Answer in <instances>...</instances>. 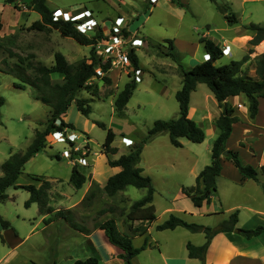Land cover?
<instances>
[{
	"label": "rangeland",
	"instance_id": "374dc122",
	"mask_svg": "<svg viewBox=\"0 0 264 264\" xmlns=\"http://www.w3.org/2000/svg\"><path fill=\"white\" fill-rule=\"evenodd\" d=\"M17 1L22 7L21 10L15 8L13 3L0 0L1 66L7 68L4 60H8L13 65L18 59L11 57L9 50L25 57L27 61L32 60L34 63L41 62L47 65L54 63L57 51L63 52L70 62L90 57L92 46L65 37L57 29L45 31L30 29L29 26L40 18V14L24 4L29 0ZM216 1L230 13L234 12L237 22L230 23L224 12L212 0H185L184 3L182 0H159L154 4L150 3V0H48L52 8L61 12L68 11L70 16L85 11L87 17L94 16L106 31L111 30L117 16H122L125 19L124 26L131 31L130 44L135 37L143 39V44L140 46L130 47L126 44L125 47L136 49L145 72L136 74L134 68L129 69L121 64H115L107 72L109 75L110 72L114 73L111 77L112 83L94 77L91 81L98 84L99 94L91 101L90 115L82 114L76 102H73L66 112L76 128H65L63 132L65 136L75 132L78 135L75 141H68L66 138L55 141L53 133L56 131H54L47 136L45 146L25 164L18 183L34 182L31 174L42 175L52 182L48 191L50 204L55 208L51 214L54 219L47 221L49 218L47 215L42 222L37 205L30 207L25 205L30 195L29 191L10 186L6 190L7 199L0 202V214L10 220L19 230V234L16 239L9 234L8 241L12 247L9 251L10 255L0 264H31L32 261L53 264V260H56L55 264H74L79 259L84 260L89 256L97 255L101 257L98 258L100 263L107 254L100 239L96 236L99 243L97 254L83 241L78 233L79 229L66 219L55 217V212L59 209H71L73 219L86 226L89 232L98 229L99 223L111 217L115 218L122 231H131L134 225H139V223L131 224L132 221L127 219V212L133 201L146 195L147 189L129 185L116 196L111 197L93 178L96 176L105 183L108 177L119 171L118 167L108 163L109 157L116 159L121 154L127 153L136 142L144 138L157 119L178 116L179 103L175 93L182 86L180 64L184 68H190L195 63L193 58L199 61L202 59L206 49L201 37L207 36L222 43L224 37L231 39L236 33L241 35L248 32L245 27L247 23L264 24V0ZM87 34L91 36L94 32ZM232 46V55L222 56L217 60V64L238 60L243 55L249 54L246 62L249 64H243L244 70L250 75H255L253 60L259 54L254 47L248 44L247 53L244 54V49L238 45ZM100 53L101 51L97 52V55L99 56ZM130 72H134L137 86L126 106V116L119 117L114 98L116 99L123 89L125 82L132 79L129 76ZM52 77L60 81L63 75L53 74ZM142 79L143 81L140 82ZM18 82L21 83L20 79L13 73L0 70V98H4V102L0 104V164L8 158L11 150L13 152L25 150L32 141L35 130L37 128L44 130L47 127L48 117L51 114L50 106L36 97L38 91L33 86L26 84L24 88H19L15 85ZM192 93L190 118L201 117L205 106L213 111L219 110L217 100L206 83H201L197 91ZM77 95L92 97L86 89ZM86 118L94 124L86 123V125ZM96 120L105 122L107 127L112 128L116 133L112 144L118 146V151L109 157L103 151L108 129L95 123ZM82 127L86 128L80 129ZM121 128L124 130H120ZM123 133L129 137L124 136ZM156 136V141L147 142L141 153L140 165L145 171L156 173L160 170H172L173 168L163 165L150 166V163L152 164L157 157L191 156L192 150L199 148L202 153L198 165L204 167L211 163L213 140L207 146V143L193 142L186 138L183 139L187 142L185 147H177L171 143L168 132ZM128 138L131 141L126 142ZM66 150L69 155L64 153ZM245 153H242V161L246 160ZM74 164H78L80 170L87 176L82 188L75 187L70 181ZM186 170L179 167L172 173L182 174L181 172ZM0 173H2L1 165ZM183 194L186 195L184 191ZM162 197L156 194L158 202L162 201ZM188 200L193 204L192 200ZM194 219V222L201 223L199 221L206 218L197 215ZM6 251L7 245L0 241V257L7 256ZM133 260L137 264L136 257Z\"/></svg>",
	"mask_w": 264,
	"mask_h": 264
},
{
	"label": "trees",
	"instance_id": "16d2710c",
	"mask_svg": "<svg viewBox=\"0 0 264 264\" xmlns=\"http://www.w3.org/2000/svg\"><path fill=\"white\" fill-rule=\"evenodd\" d=\"M212 1L216 2L217 7L224 12L230 23L237 22L234 12L230 13L222 4L216 0ZM6 2L13 3L14 7L19 10L22 9L17 0H6ZM24 4L40 14V18L34 20L29 26L30 29L40 31L57 29L65 37H71L80 44L92 46L90 57L82 58L77 62H70L63 52L57 51L54 63L51 65L41 62L34 63L32 60L27 61L25 57L15 53L13 50H9V55L18 59L13 65L8 60H4L7 68L0 65L1 71L13 73L20 79L21 83H15L17 87L24 88L26 84L33 86L38 91L36 97L51 108L47 127L44 130L37 128L32 141L26 149L12 152L1 164L3 173L0 175V202L7 199L6 190L10 186L24 188L30 192V197L25 201L26 207L36 202L42 214H50L47 220L50 221L54 219L51 214L55 210L50 204L48 191L52 186V182L43 178L42 175L31 174L34 182L20 184L18 183L19 176L23 173L25 164L45 146L49 134H52L54 131H64L65 128L75 129L73 123L64 120V115L73 102H76L82 114L86 116L90 115L92 112L91 101L94 99V96H98L99 94L98 84H94L91 80L97 77L110 84L112 83V78L107 74L110 69V63L102 64L101 57L97 55L96 43L104 36L101 26L94 31H90L94 32V34L89 36L78 29L77 24L81 20L65 19L63 17L55 18V8L49 5L48 0H29ZM245 27L254 32L249 41L250 45H257L264 40V24L250 22ZM123 33L125 36L131 35V31L127 27L123 28ZM168 41L172 44L170 39ZM201 41L210 55L209 58L198 62L190 68H184L180 64L182 87L175 94L180 108L178 117L169 120L157 119L142 140L136 142L127 153L121 154L116 159L109 157L118 151V147L112 144L116 133L112 128L107 127L105 122L94 121L98 125L108 129L105 142L103 143V151L109 157L108 163L111 166L120 167L118 172L107 179L103 186L104 191L109 196L114 197L129 185L147 189L146 195L133 201L127 212L128 220L132 222L136 220L140 221V224L132 227L131 231H122L113 217L98 224V227L104 230L109 242L120 250L119 254L126 264H136L133 259L148 245L147 241H145L141 246H135L133 242L134 236L145 233L147 231L145 223H150L157 217L153 203L155 186L151 177L143 173V167L140 165L141 153L144 146L156 135L164 132L169 133L171 142L175 146L183 145L181 138H187L194 142H202L206 137V131L203 127L189 117L191 93L196 89L198 83H206L209 86L222 109L216 119L221 132L212 144L211 163L207 164L200 171L194 185L183 187L184 193L191 198L196 207H201L204 203L211 202L213 194L217 191V177L220 175L222 169L221 157L226 150L228 151L226 157L233 160L244 177L258 180L259 175L264 174V164L259 168L246 164L242 161L237 150L227 148V139L233 131L234 122L239 117L234 114V107L226 100L229 96L245 93L249 99L250 115L252 117L256 116L259 107V97L264 96V52L253 60L256 74L250 75L246 71H243L242 68L243 63L249 59V54L238 60L233 59L228 63L217 64V60L224 56L223 48L207 36L201 37ZM129 52L133 61L134 71L140 69L136 49L132 47ZM98 67L104 72L103 75L97 72ZM53 74H62V80H54ZM129 76L132 79L126 82L123 89L118 93L114 103L116 111L120 116L124 114L127 103L137 86L134 72H130ZM84 89L88 90L92 97L77 95ZM3 102L4 98L1 97L0 104ZM86 180V174L80 170L78 164H74L70 181L75 187L81 188ZM37 182H40V184H37ZM55 217L64 218L75 228L89 233V229L86 226L73 219V212L69 208L59 209L55 212ZM238 220V210L233 211L229 219L214 226L189 222L172 214L167 220L157 225V228L163 230L181 225L193 232H204L206 234V241L202 245H195L191 242L187 244L189 256L200 258L204 262L211 239L219 232L234 230L237 227ZM0 226L4 229L11 227L10 220L1 214ZM263 231L264 226L262 225L255 228H239V232L247 237L258 235ZM0 236L4 241L3 235L0 234ZM98 263L99 259L97 257L90 256L84 260L79 259L74 264ZM33 264L39 263L33 262Z\"/></svg>",
	"mask_w": 264,
	"mask_h": 264
},
{
	"label": "crops",
	"instance_id": "0c3cea01",
	"mask_svg": "<svg viewBox=\"0 0 264 264\" xmlns=\"http://www.w3.org/2000/svg\"><path fill=\"white\" fill-rule=\"evenodd\" d=\"M182 2L184 3L185 0H182ZM247 31L248 32L241 35L236 33V35H233L231 39L224 37L222 38V43L216 40L215 42L222 48L224 46H228L231 51L233 50L232 45H238V47L244 49V54H246L247 45L250 44L249 41L254 34V32L249 29H247ZM253 47L256 50V53H263L264 40ZM206 54H208L207 51L204 53V56H202L200 61L197 58H193L195 59V63H193V65L205 60ZM246 62L243 64L248 65L249 63ZM242 68L243 71H245L244 66H242ZM140 69L143 73L145 72V67L141 63ZM110 75L112 77L114 73L110 72ZM142 81L143 79L140 82ZM200 85L201 83H198L195 89L196 91ZM192 94L193 93H191V95ZM206 96L208 97V94H206ZM113 97L115 96L113 95ZM226 100L234 107V114L239 117V119L234 122L233 131L227 139V148L237 150L241 157L242 153L246 152V160L243 162L259 168L264 164V96L259 97V107L255 117L250 115L249 99L245 93L229 96ZM218 107V111H213L210 110L209 107L205 106L203 107L201 117H195L194 119L197 124L207 131V135L202 141L203 144L207 143V146L210 145L211 140L214 141L221 132V129L216 123V119L222 110L219 104ZM242 108L245 110H241ZM179 112L180 108L178 115ZM189 113L191 114V110H189ZM118 116H126V109L122 116ZM64 120L66 122H72L68 118L67 113L64 115ZM85 121V124H94L87 118ZM205 122L207 123L206 127ZM85 128L86 127H82L80 129L84 130ZM120 130H124V128H121ZM124 136L129 137V135ZM156 137L157 136L151 139V141H156ZM183 139L186 138L181 139L183 145L177 147H185L187 142ZM201 151V148H199V150H192L191 156L178 155L175 157H157L152 161V164L150 163V166L163 165L173 168L172 170H160L156 173H152L151 171H145L143 167V173L151 177L155 186L153 203L155 205L157 217L151 223H145L147 226V231L145 233L137 234L133 238L135 246H141L145 241L148 243L147 247L141 250L136 256L137 264H264V231L252 237H247L239 232V228H255L260 225L264 226V174H260L258 180L244 177L233 160L227 158L226 154H223L221 157V173L217 177V191L213 194L210 203H204L201 207H196L193 201V204L189 202L188 199L191 200V198L183 194V187L194 185L196 183L198 174L206 166L200 167L198 165L199 157L202 153ZM12 152L13 151L11 150L9 155ZM179 167L182 170H187L182 171V174L172 173L174 169H178ZM118 168L120 170V167ZM2 173H0V175ZM93 180H95V182L102 187L106 183V181L104 183L98 180L96 176H94ZM156 194L163 196L162 201H157ZM35 204L37 205L38 212L41 216L40 220L44 222L43 219L47 215L50 216V214H42L39 211V205L36 202L32 203L30 206ZM235 210L239 211L237 227L234 230L219 232L211 239L204 262L200 258L189 256V251L187 248V244L189 242L195 245H202L206 241V234L204 232H193L181 225L176 226L175 228H167L163 230L157 228V225L167 220L172 214L177 215L189 222H194V217L198 215L200 218H206L199 221L201 224L214 226L221 221L229 219L230 214ZM134 223L140 224V221H134L131 224ZM135 226L137 225H134V227ZM78 233L81 235L86 245L92 248V250L97 254L99 251V243L96 236L102 242L103 249L106 250L105 253L107 254L98 264H125L124 259L119 254L120 250H118V248L114 247L109 242L105 232L102 229L98 228L89 233L81 231ZM0 234H2L3 238L5 239L3 241L0 236V241L7 245V251L5 252L7 256L4 258L0 257V263H2L4 262L3 260L7 259L10 255L9 251L12 248L10 241H8L9 234L13 235L12 237L16 239L18 238L19 230L16 229L11 223V227L6 229L0 226ZM95 257L101 259L99 255ZM55 263L56 260H53V264ZM31 264H33V261Z\"/></svg>",
	"mask_w": 264,
	"mask_h": 264
},
{
	"label": "built area",
	"instance_id": "2783aa9c",
	"mask_svg": "<svg viewBox=\"0 0 264 264\" xmlns=\"http://www.w3.org/2000/svg\"><path fill=\"white\" fill-rule=\"evenodd\" d=\"M159 0H150V3H157ZM59 12V13H56ZM55 18L63 17L65 19H74L81 20L77 27L80 31L84 33H88L90 31H94L101 26L104 36L98 40L96 43L97 52L101 51L99 56L101 57L102 64L110 63V68H112L115 64H121L124 67H128L129 69H133V61L130 57V48H126V44L131 46H140L143 44V39L141 37H135L132 40V44H130L131 39L130 36H125L123 33L124 21L125 19L122 16H117L116 20L110 31H106V29L100 24V22L94 16H88L85 11L78 13L76 15L70 16L68 11L56 10L54 11ZM129 40V41H128ZM223 55H232V51L228 46L223 47ZM206 58H209V54L205 55ZM97 72L103 75V71L100 67L97 68ZM136 74L141 72V69H137ZM53 136L56 138L55 141L63 140L64 138L68 139V141H75V138L78 135L74 132L73 134H69L68 136L64 135L63 131H56L53 133ZM131 141V139H127L126 142ZM65 154L69 155V152L66 150ZM84 161V159H83Z\"/></svg>",
	"mask_w": 264,
	"mask_h": 264
},
{
	"label": "water",
	"instance_id": "95a60500",
	"mask_svg": "<svg viewBox=\"0 0 264 264\" xmlns=\"http://www.w3.org/2000/svg\"><path fill=\"white\" fill-rule=\"evenodd\" d=\"M224 154H228V151L226 150V151L224 152Z\"/></svg>",
	"mask_w": 264,
	"mask_h": 264
}]
</instances>
